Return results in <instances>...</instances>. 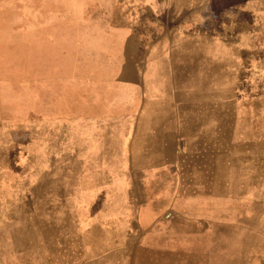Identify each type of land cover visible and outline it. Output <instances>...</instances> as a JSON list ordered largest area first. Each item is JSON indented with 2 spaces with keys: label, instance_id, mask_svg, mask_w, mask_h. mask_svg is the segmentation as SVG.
Returning <instances> with one entry per match:
<instances>
[{
  "label": "rangeland",
  "instance_id": "obj_1",
  "mask_svg": "<svg viewBox=\"0 0 264 264\" xmlns=\"http://www.w3.org/2000/svg\"><path fill=\"white\" fill-rule=\"evenodd\" d=\"M244 1L216 162L161 183L136 181L133 119L96 109L150 24L104 0H0V264H264V0Z\"/></svg>",
  "mask_w": 264,
  "mask_h": 264
},
{
  "label": "crops",
  "instance_id": "obj_2",
  "mask_svg": "<svg viewBox=\"0 0 264 264\" xmlns=\"http://www.w3.org/2000/svg\"><path fill=\"white\" fill-rule=\"evenodd\" d=\"M104 5L118 7L121 21L149 23L146 34L153 39L143 60L113 63L114 86L96 106L99 117L120 111L133 119L129 150L130 164L139 168L136 181H183L187 166L214 164L218 119L227 118L228 103L232 116L234 20L248 16V1L104 0ZM123 31L126 37L141 38L134 26ZM228 85L229 97L219 93V87ZM86 102L73 104L83 119ZM79 115L69 116L73 127ZM92 156L93 163L106 164ZM143 171H151L152 178L139 177ZM150 189L157 193L158 187Z\"/></svg>",
  "mask_w": 264,
  "mask_h": 264
}]
</instances>
